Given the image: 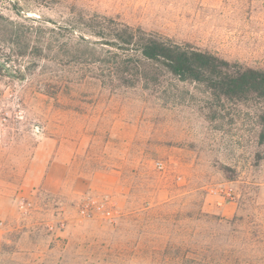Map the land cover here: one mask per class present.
<instances>
[{
    "label": "rangeland",
    "instance_id": "rangeland-1",
    "mask_svg": "<svg viewBox=\"0 0 264 264\" xmlns=\"http://www.w3.org/2000/svg\"><path fill=\"white\" fill-rule=\"evenodd\" d=\"M103 17L264 68V0H0V264H264L257 104L137 82Z\"/></svg>",
    "mask_w": 264,
    "mask_h": 264
},
{
    "label": "trees",
    "instance_id": "trees-1",
    "mask_svg": "<svg viewBox=\"0 0 264 264\" xmlns=\"http://www.w3.org/2000/svg\"><path fill=\"white\" fill-rule=\"evenodd\" d=\"M64 27L75 31V22H67ZM94 33L111 41L121 51L119 56H115L118 57L117 63L125 65L123 71L130 70V75H135L137 82L170 74L180 81L201 83L209 94L218 99L254 101L261 125L258 140L264 141V68L231 61L189 43L175 42L109 17H103ZM17 77L23 79L25 74L20 73ZM225 245V242L219 244L217 247H222L223 252L217 250L211 256H184L183 264H229Z\"/></svg>",
    "mask_w": 264,
    "mask_h": 264
}]
</instances>
